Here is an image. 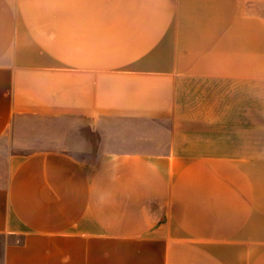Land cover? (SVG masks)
<instances>
[{
    "label": "crops",
    "instance_id": "1",
    "mask_svg": "<svg viewBox=\"0 0 264 264\" xmlns=\"http://www.w3.org/2000/svg\"><path fill=\"white\" fill-rule=\"evenodd\" d=\"M0 152L1 264H264V0H0Z\"/></svg>",
    "mask_w": 264,
    "mask_h": 264
},
{
    "label": "rangeland",
    "instance_id": "2",
    "mask_svg": "<svg viewBox=\"0 0 264 264\" xmlns=\"http://www.w3.org/2000/svg\"><path fill=\"white\" fill-rule=\"evenodd\" d=\"M28 147H30V145H28ZM6 154L3 152H0V179H2V176H4V174L7 171V160H6ZM2 237H0V245L2 244ZM1 247H0V264H1Z\"/></svg>",
    "mask_w": 264,
    "mask_h": 264
}]
</instances>
